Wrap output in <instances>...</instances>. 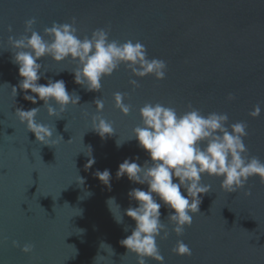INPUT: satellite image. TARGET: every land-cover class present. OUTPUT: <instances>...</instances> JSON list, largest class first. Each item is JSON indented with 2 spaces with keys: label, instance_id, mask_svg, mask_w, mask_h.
<instances>
[{
  "label": "water",
  "instance_id": "obj_1",
  "mask_svg": "<svg viewBox=\"0 0 264 264\" xmlns=\"http://www.w3.org/2000/svg\"><path fill=\"white\" fill-rule=\"evenodd\" d=\"M33 17V28L41 35L53 22L75 18L81 39L105 28L110 40L139 41L150 59L166 61V77L137 78L121 65L102 78L99 92H87L74 83V61L43 57L44 76L63 79L67 90L81 98L59 119L50 117L43 101L34 105L19 89L16 97L11 92L20 77L8 37L19 39L25 21ZM46 78L39 83L46 84ZM130 79H137L139 87L133 89ZM116 92L127 94L123 102L131 105L128 115L115 107ZM230 93L232 101L227 99ZM96 98L104 103L100 113ZM145 103L175 108L178 115L191 104L205 116L227 113L229 124L244 121L248 153L264 161V0H0V264H137V257L126 254L119 243L135 222L125 215L118 224L106 201L115 197L121 210H112L119 217L136 206L128 192L146 187L126 176L116 178L125 159L139 157L141 165L148 159L135 139L116 146L117 139H130L141 126L139 109ZM257 104L261 113L254 119L249 112ZM17 107H41L36 121L56 128L63 140L51 148L36 143L15 116ZM93 115L111 122L116 134L101 139L91 130ZM88 147L95 163L85 170ZM105 169L111 173V190L94 176ZM78 176L85 178L83 186L77 184ZM201 182L211 191L182 236L171 231L168 210L160 209L169 231L167 239L157 238L164 264H264V184L250 177L243 189L228 194L221 190V178L204 175ZM248 189L251 196L244 195ZM178 239L191 256L172 252ZM26 243L34 246L29 254L20 250ZM146 264L157 262L148 258Z\"/></svg>",
  "mask_w": 264,
  "mask_h": 264
},
{
  "label": "clouds",
  "instance_id": "obj_2",
  "mask_svg": "<svg viewBox=\"0 0 264 264\" xmlns=\"http://www.w3.org/2000/svg\"><path fill=\"white\" fill-rule=\"evenodd\" d=\"M35 23L34 17L26 20L25 34L19 39L8 37V43L15 50L12 52V63L18 66L20 77L18 84L11 87V92L16 97L19 89L24 93L23 99L34 105L43 101L42 107H46L50 117L59 119L68 105H79L81 98L75 90H67L63 79L53 80L44 76L41 71L43 65L40 63L43 57H50L56 63L66 59L74 61L75 68L71 72L74 83L87 92H99L102 78L111 76L121 65L137 78L151 75L156 80H163L166 77V61L150 59L146 47L139 41L120 43L110 40L109 31L105 28H97L90 37L84 36L81 39L77 35L75 18L71 23L53 22L51 27L44 28L43 35L34 30ZM8 31H12L11 26ZM42 78L47 79L46 84L39 83ZM129 84L133 89L139 87L137 79H130ZM126 95L120 92L113 94L115 107L123 115H128L131 111V105L123 102ZM227 99L232 101L235 96L230 93ZM93 103L97 113L103 111L104 103L101 99L96 98ZM40 108L25 110L17 107L14 114L26 126L27 131L34 134L36 143L51 148L59 140H63V137L57 133L56 128L36 121ZM188 108V111L178 115L175 108L160 103H145L139 109L141 126L132 130L133 136L130 139L116 140L119 148L125 142L135 139L148 156L143 165L136 162L139 157L125 159L116 172L117 179L126 176L130 182L146 186L132 188L128 192L130 201H135L136 206L128 207L117 217L112 210L113 206L120 209L115 197L106 201L118 224L123 222L125 215L135 222L131 234L119 243L126 248V254L132 253L137 257V264H146L148 258L157 264H164L157 238L167 239L169 231L161 220L160 209L164 207L168 210L166 219L173 225L171 231L177 237L182 236L185 227L191 226L193 215L200 212L203 196L211 191L210 185L201 182L202 176L221 178V190L228 194L243 189L250 177H258L264 184V161L250 156L244 143L248 136L247 123L238 121L229 124L227 113L212 112L205 116L198 109L192 108L191 104ZM260 113L261 107L257 104L249 112V116L255 119ZM91 121V130L101 139L116 134L112 123L102 116L93 115ZM54 133L57 139H53ZM88 149L90 151L85 155L89 159L84 166L85 170L95 163L91 148ZM94 176L111 190L110 170H97ZM76 182L83 186L85 178L78 176ZM87 195L91 193L87 192ZM244 195L251 196V189L245 191ZM102 245L107 246L114 254L110 245ZM12 246L20 247V244L12 241ZM33 247L26 243L20 250L29 254ZM172 252L178 256L192 254L191 249L179 239ZM96 260L97 257L95 262Z\"/></svg>",
  "mask_w": 264,
  "mask_h": 264
}]
</instances>
